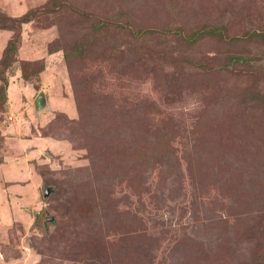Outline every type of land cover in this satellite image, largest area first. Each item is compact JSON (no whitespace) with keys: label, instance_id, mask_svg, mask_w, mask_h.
I'll list each match as a JSON object with an SVG mask.
<instances>
[{"label":"rangeland","instance_id":"obj_1","mask_svg":"<svg viewBox=\"0 0 264 264\" xmlns=\"http://www.w3.org/2000/svg\"><path fill=\"white\" fill-rule=\"evenodd\" d=\"M35 10L0 68V264H264V0H0Z\"/></svg>","mask_w":264,"mask_h":264},{"label":"trees","instance_id":"obj_2","mask_svg":"<svg viewBox=\"0 0 264 264\" xmlns=\"http://www.w3.org/2000/svg\"><path fill=\"white\" fill-rule=\"evenodd\" d=\"M49 11V9H41L40 11ZM37 12H39V10H35V11H31L27 14H25L24 16L20 17V18H10V17H5V16H0V30H7V31H12L13 34H15L14 38L12 40H10L9 42H7V45L5 46V48L2 51V59L0 60V68L1 67H6L7 66V61H9L10 59H12V55L13 53H15V51L17 50V46H18V36H19V32L21 29V26L24 24H27L30 22V20L33 18V16H35V14H37ZM106 26H108L106 24ZM114 29H118V30H123L128 32V34L130 35V37L133 39H138V38H142L144 35H146L148 32L150 31H133L132 29H127V24L126 25H122V24H116L113 26ZM100 28H104V27H99L97 29ZM221 27L219 28H211L208 26H204L201 27L200 30L188 35V36H181L180 35V39L186 40L189 43H195L198 40L202 39L205 36H214V35H218L219 37H222V32H221ZM168 32H176L179 33V30H174V31H168ZM258 35V34H257ZM255 36V34H254ZM75 52L78 54V56H83L84 55V50H78L77 47L74 48ZM65 58L68 59L70 58L69 55H65ZM0 106H2L3 104H5L6 100H7V96H6V89L8 87V82L6 77L2 76L0 73Z\"/></svg>","mask_w":264,"mask_h":264},{"label":"water","instance_id":"obj_3","mask_svg":"<svg viewBox=\"0 0 264 264\" xmlns=\"http://www.w3.org/2000/svg\"><path fill=\"white\" fill-rule=\"evenodd\" d=\"M37 104H38V107H39L40 110L49 109L48 105L46 104V98L44 97V95H40L38 97ZM48 195H49L48 191H46L45 192V197H48Z\"/></svg>","mask_w":264,"mask_h":264},{"label":"crops","instance_id":"obj_4","mask_svg":"<svg viewBox=\"0 0 264 264\" xmlns=\"http://www.w3.org/2000/svg\"><path fill=\"white\" fill-rule=\"evenodd\" d=\"M46 98V97H45ZM46 104L48 105V107H49V104H48V100H47V98H46ZM50 109V108H49Z\"/></svg>","mask_w":264,"mask_h":264}]
</instances>
